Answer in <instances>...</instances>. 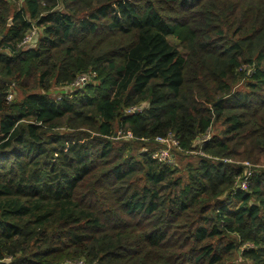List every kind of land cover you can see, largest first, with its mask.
<instances>
[{
  "label": "trees",
  "instance_id": "1",
  "mask_svg": "<svg viewBox=\"0 0 264 264\" xmlns=\"http://www.w3.org/2000/svg\"><path fill=\"white\" fill-rule=\"evenodd\" d=\"M0 264H264V0H0Z\"/></svg>",
  "mask_w": 264,
  "mask_h": 264
},
{
  "label": "built area",
  "instance_id": "2",
  "mask_svg": "<svg viewBox=\"0 0 264 264\" xmlns=\"http://www.w3.org/2000/svg\"><path fill=\"white\" fill-rule=\"evenodd\" d=\"M39 35L38 30L33 26L32 29L30 30V32L26 35V37L23 39L22 43L20 44V48L21 49H32L36 46V39ZM86 81H88V79L85 78H81L75 85L74 87H78L79 85H83ZM12 100V95H8L7 96V101L10 102ZM136 110L133 109V113H135ZM157 143L161 144V145H165L164 148L157 150L154 153L155 158L164 164L167 165H172L173 161L171 156L169 155V143H172L173 147L176 148L177 147V143L171 138H167V139H160L157 138L155 140ZM224 162H231L229 160H224ZM245 170H244V175L243 178L237 181L236 183V188L237 190L240 191H246L247 190V185L249 182V179L251 178V176L253 175L254 171H253V167L249 164H245ZM251 166V167H250Z\"/></svg>",
  "mask_w": 264,
  "mask_h": 264
},
{
  "label": "rangeland",
  "instance_id": "3",
  "mask_svg": "<svg viewBox=\"0 0 264 264\" xmlns=\"http://www.w3.org/2000/svg\"><path fill=\"white\" fill-rule=\"evenodd\" d=\"M63 92H64L63 89H56V88H55V89L50 93V95H51L52 98L57 99V98H59V97L62 96L61 94H62ZM217 131H218V128H217V127L212 128V129L210 130L208 136L210 137L211 135L217 133ZM117 134L120 135V133H117ZM137 147H138V145H137ZM151 147H152L153 150L156 152L157 150L164 148L165 145H161V144H159V143L156 142V143H154V145H151ZM168 149H169V155L171 156L172 161H173L172 165H173V164L177 165L178 168L180 169L181 175L184 176V172H183V168H184V166H185L187 163H189V164H194V163L196 162V155H195V154H193V155H188V154L185 155V154H184L185 157L180 156L179 154H177L178 152H177V150L173 147L172 143H169ZM139 150H143V149L141 148V149H139ZM155 152H154V153H155ZM174 154H176V157L173 156ZM251 166H252V165H251ZM251 166H250V167H251ZM252 167H253L252 169H253L254 172L258 171V169L260 170V168H261V166H255V165H253Z\"/></svg>",
  "mask_w": 264,
  "mask_h": 264
}]
</instances>
